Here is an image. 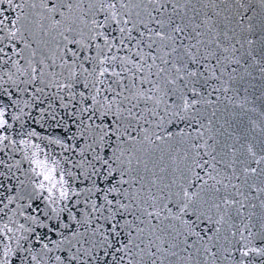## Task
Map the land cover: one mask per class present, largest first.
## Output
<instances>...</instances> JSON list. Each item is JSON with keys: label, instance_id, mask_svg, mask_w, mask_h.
I'll list each match as a JSON object with an SVG mask.
<instances>
[{"label": "snow or ice", "instance_id": "snow-or-ice-1", "mask_svg": "<svg viewBox=\"0 0 264 264\" xmlns=\"http://www.w3.org/2000/svg\"><path fill=\"white\" fill-rule=\"evenodd\" d=\"M0 264H264V0H0Z\"/></svg>", "mask_w": 264, "mask_h": 264}]
</instances>
